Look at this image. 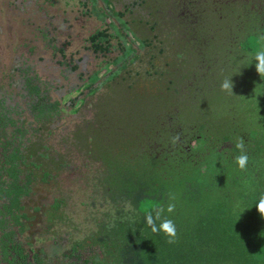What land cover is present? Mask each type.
<instances>
[{
	"label": "trees",
	"instance_id": "16d2710c",
	"mask_svg": "<svg viewBox=\"0 0 264 264\" xmlns=\"http://www.w3.org/2000/svg\"><path fill=\"white\" fill-rule=\"evenodd\" d=\"M254 2L250 1L248 9L257 13L258 20L237 34H230V27L225 28V35L213 31L217 22L219 25L222 22L209 18V13L214 12L212 8L202 16L198 7L193 16L187 18L189 21L184 22L185 29L165 21L168 28L157 39L165 53L152 56H159L160 63L180 60L174 50L181 45L188 27L192 32H210L208 37L214 35L205 52L194 50L197 53L188 56L199 78L194 84L177 89L193 101L170 107L161 99L158 106L145 104L141 111L148 117L138 124L136 131L123 134L119 144L116 138L114 143L104 138L99 130L109 124V119L102 111V103L95 104L98 108L96 124L91 125L87 133L79 127L73 141L82 142L84 147L89 145L88 159L100 163L101 175L94 184L93 194L100 193L102 188L101 196L113 208L97 211L91 226L87 227L89 232L83 235L79 232L80 222L75 224L79 239L72 243V252L65 256L63 264H264V218L255 207L264 195V77L257 74L253 59L257 46L253 41L264 36V0ZM137 3L143 11L149 8L146 0ZM117 9L113 7L111 13L117 14L118 25L129 32L128 36L123 34L122 28L112 33L118 41V55L106 58L90 81L101 79L98 88L103 90L115 83L119 85L118 90L114 89L111 94L120 92L126 98L130 89L121 86L122 82L117 84L115 76L127 67L132 57L136 60L139 56H148L137 53L129 40L131 32L122 19L124 11L129 10ZM95 12L103 17L107 11L97 5ZM214 15L222 20L219 11ZM157 26L158 21L154 20L151 29ZM102 37V34H94L89 38L99 52L106 50ZM260 46H264V42H260ZM178 63L179 69L171 72V76L179 86H184L190 73L180 61ZM112 65L119 66L120 71L113 70L108 75ZM103 70L105 74L99 78ZM222 70L223 74L215 79ZM125 71L130 74L128 79L141 80L142 85L132 91L141 96H153L148 88H154L155 95L156 85L165 84L168 73V69L165 73L153 71L151 57L144 67ZM226 78H231L233 94L221 90ZM201 93L211 95L206 103L196 100ZM82 102L85 105L84 99ZM186 112L192 119L185 116ZM239 137L243 138L249 157L243 171L235 163V157L240 154L235 148ZM26 149L30 150V146ZM32 157L36 164H28L27 169L34 173V169L42 167L51 183L54 179L51 165L60 163L62 158L52 149L42 153L32 151ZM169 192L177 196L175 212L169 214L177 228L175 244H168L163 234H153L144 219V205H167ZM65 199L57 197L49 209L54 213L61 211V206L66 205ZM96 201L97 197L92 196L90 203ZM127 201L134 211H125ZM39 260L38 264H48L44 252Z\"/></svg>",
	"mask_w": 264,
	"mask_h": 264
},
{
	"label": "rangeland",
	"instance_id": "374dc122",
	"mask_svg": "<svg viewBox=\"0 0 264 264\" xmlns=\"http://www.w3.org/2000/svg\"><path fill=\"white\" fill-rule=\"evenodd\" d=\"M51 1L56 2V5L55 7H49L48 5L49 12L58 13L56 19L64 22L66 28L71 30L70 35L76 37V41L79 40V36H82L80 41L85 37L87 38L91 31H94V29L101 25L97 20L94 21L95 17L91 14V11L82 6V2L85 0ZM93 1H96L97 5L104 7L103 4L110 5V1L112 0ZM120 1L125 3L124 8L129 10V12L124 11L123 16H127L125 21L131 32L129 40L136 47L137 53L143 52L150 57L156 53L164 54L165 50L161 45L162 43L158 44L157 39L168 28L165 21L176 22L171 18L172 11L174 12L176 10V0H172L173 6L168 9L172 11L168 14L165 13V8H163L164 4L160 0H146L149 8L145 11L139 5V8H136L135 3H133L136 0H128L129 2L127 0ZM250 1L254 2V0H196L200 6L202 16H206L210 8L214 10L213 13H209V18L213 17L215 21L218 20L222 24L219 25L217 22L213 31L222 35L226 34L225 28L227 27L231 28L230 34H237L251 25L252 22L258 20L257 13L248 9ZM254 4L256 3L254 2ZM81 6V10L83 11L80 10ZM151 11H155V13L151 14ZM217 11L222 14V20L214 15ZM94 13L98 15L96 12ZM246 19L248 21L244 22ZM154 20L158 21V26L155 30H152ZM185 20L186 16L184 14L178 16V23L182 29L186 28L184 24ZM38 21V18H34L27 25L17 27L18 30L16 28L9 29L8 24L0 22V28L7 31V36L12 35L8 34V32L16 35V38L10 39V37L6 38V33L3 35V38L0 34V98L6 99L0 102V116H11L5 126L0 121V141L17 136L16 144L13 143L15 146L7 145L5 147L6 151L16 149L21 144V141L24 140L27 147L31 146V151L49 148L54 150L62 158V161L58 164H47V166L51 165L53 170L52 175L54 179L51 183L43 182L40 179L43 177V173L33 175L37 178L33 182L27 180L29 190L21 201V211L25 213L24 222L26 225L24 227L16 226L17 241L15 244L23 248L24 254L33 255L34 253L32 251L41 250L44 252L48 264H63L67 259L65 256L72 252V243L76 242V239H79L77 234L82 232L83 235L89 232L87 227L91 226L92 218L97 211L104 212L113 208V205L109 206V202H106V199L101 196V186V189L99 188L100 193L93 194L94 184L97 181L98 175H101L102 169L100 163L88 159L89 152L87 148H89V145L85 144L86 146L84 147L82 146V142L76 143L77 140L73 141L78 128L80 127L87 133L90 126L96 124L98 116V108L96 105L102 103V111L108 115L109 124L101 127L99 130L103 133L104 138L110 139L112 143H114L113 140L116 138L119 144L123 140V134L136 131L138 124H141L148 117L145 111H141L145 104H151L154 107L158 106L159 103L161 104V100H163L170 107L188 104L193 101L190 96L177 92V89L178 87L180 89L187 85H192L199 78L198 72L195 70L197 68L191 65L188 56L197 53L198 50L199 52H205L209 40H212L214 35L212 34L210 35L211 37H208L210 32H201L200 30L192 32L188 27L185 30V37L181 41V45L174 50V54L181 57L180 60L174 59V62L168 61L164 64L160 63V57L157 56L156 60L152 61L153 71L165 73L168 69V73L165 75L166 83L156 85L155 95L154 88H148L149 94L153 96L132 94L134 89L142 85L139 84L141 80L128 79L130 74L125 70L129 68L139 69L140 66L144 67L149 60L145 55L139 56L136 60L132 57L133 59L128 62L127 67L122 71L123 74L121 72L118 76H115L117 77V84L122 82L121 86L130 89V93H126V98H124L120 92L111 94L114 89L118 90L119 85L115 83H112L108 90H103L98 88L101 79L97 80L94 78L88 81L87 76H83L80 81L77 73L68 72L67 76L64 77L61 75L64 71L61 73L54 71L53 69L55 68L53 65L58 60L52 63L53 59L59 56L66 64L70 61L71 55L74 56L76 52H79L77 50V44L67 36L65 41L69 44L68 48H65V52L60 54L57 53L59 49L58 40L49 38L47 40L48 48L46 49L45 42L40 41L42 39L40 35L30 32V36L27 32L31 26L40 24ZM122 30L124 32L123 34L126 35V30L123 27ZM132 31L137 32V34H133ZM10 41H12L13 46H10ZM194 50L197 52H194ZM118 52L119 50L108 53L107 59L117 56ZM130 53L132 52L130 51ZM179 61L186 67V71L190 73V76L188 75L185 80L184 86H179L177 82L173 81L171 76V72H176L179 69L177 67ZM45 65L48 67L47 73L44 72ZM101 67L100 59L94 60L93 63L88 65V68L95 70V72H98V69ZM111 68L113 69L108 75L113 70L120 71L119 66L112 65ZM104 72V70L100 72L99 78L105 74ZM221 74H223V70L217 72L215 79H218ZM125 76H127V79ZM33 79L36 80L34 82L32 81L33 83L39 82L43 88L44 93L41 96L46 95L49 97V100L42 101L43 107L40 113L39 110L32 112L31 99L28 100L23 96L27 81ZM108 92L109 94H107ZM4 94H11L12 96H16V98L12 99V96L7 97L11 100L10 102L7 98L3 97ZM127 96L130 98L127 99ZM210 97L211 95L208 93H201L196 97V100L206 103ZM83 99L85 105L82 102ZM20 100L21 103L19 105L18 102ZM57 100L60 102L59 107L61 111L55 109L57 107L53 108L51 106ZM15 103L17 104L14 106L13 104ZM73 103H75L74 106L72 105ZM10 104L18 108V112H20L18 113L17 110H10L9 112L7 106ZM21 104L24 105L21 106ZM64 108L65 111H62ZM53 109L57 112L52 113L51 111ZM45 112L47 114L41 115ZM185 116L191 117L190 119H192V115L189 112H186ZM23 123L27 130L23 131V128L19 132L17 128L22 126ZM131 126V130H128ZM46 130H49L46 135L47 141L44 140V144H42L41 138ZM86 139L90 141V138L86 137ZM36 140L37 142H32ZM102 143L105 145L104 142ZM35 145L37 147L33 148L32 146ZM18 151L21 152L22 150L19 149ZM21 172L31 175L26 166L21 167ZM92 196H96L97 201L100 199L99 203L97 201L95 204L90 203ZM56 197L61 199L62 197L66 198L64 201L66 205L61 206V211L64 210L63 215L51 222L50 217H53L54 214H50L49 206ZM103 201L105 204H103ZM44 208L46 214L45 216L43 215L41 224L36 223L33 225L36 218L39 215L42 216L41 211ZM36 209H39V211ZM78 222H80L81 227V231L79 232L78 228L75 227V224ZM8 234L7 231L6 235Z\"/></svg>",
	"mask_w": 264,
	"mask_h": 264
},
{
	"label": "flooded vegetation",
	"instance_id": "af4514ba",
	"mask_svg": "<svg viewBox=\"0 0 264 264\" xmlns=\"http://www.w3.org/2000/svg\"><path fill=\"white\" fill-rule=\"evenodd\" d=\"M129 1L127 0V2ZM139 1L140 0H136V2L135 1L133 2L135 3L136 8H139L138 5H140V3H137ZM160 1H162L164 4L165 13L166 14L170 13V11L172 10H168V9H170L171 6H173L172 0H160ZM238 1H242V0H238ZM176 2H177L175 6L176 10L174 12L172 11V14H171V18L174 19L176 22L172 23V25L179 24L178 16L180 14H184L186 16L185 21L188 22L189 19L187 18H189V16L192 17L193 16L192 14L196 12L198 7H200L198 6V3L196 2V0H176ZM255 3H258V1ZM48 5L49 7H55L56 2H53L51 0H0V22H5L6 24H8L9 25L8 27H10L9 29L16 28V30H18L17 27L21 25H27V23L32 21L34 18H38L39 20L38 22H40V24L36 26H31L30 28H28L27 30L28 35L31 36L30 32L40 35L42 37L40 41L43 43L45 42L46 49L48 48L47 40L49 38L52 40H55V39L58 40L59 49L57 50V53H60V54L65 52V48H68L69 44L65 41V38L69 36L71 39H73L76 42L77 50L79 52H76L74 56L71 55L70 61H68L66 64L63 62L62 59H60L59 56L54 58L52 63L56 62L57 60L58 61L53 65V67L55 68L53 70L59 71L60 73L64 71L61 74L64 77L67 76L68 72L75 73V74L77 73L80 81L83 78V76H87V80L90 81L91 76L94 75L96 72L95 70L89 69L88 65L93 63L94 60H97V59L98 60L100 59V64H102V62L106 60V58L108 57L107 56L108 53L119 50L117 38L113 37L112 33L114 32L117 33L119 28H122V26L118 25L119 23L118 18L115 17L117 14L113 15L111 11L113 10V7L115 6L116 8L121 9V10L124 9L125 3H123L120 0H112L110 1V5L103 4L107 12L105 16L102 17L94 13L97 7L96 1L95 2L93 0L83 1L82 6L84 8L89 9V11H91V14L95 17L94 21L97 20L98 22L101 23V25L98 28L94 29V31H91L89 36L87 38L85 37L82 41H80L82 36H79V40L76 41V37H74L73 35H70L71 30L69 28H66L62 20L56 19V17H58V13H53L51 11L49 12ZM82 6L80 7V10ZM259 6H262V4H260ZM122 19L126 20L127 16H122ZM6 32H7L6 30L0 28V34L2 38ZM8 34H12V35L7 36V33H6L5 35L6 38L7 37H10V39L16 38L15 34L11 32H8ZM94 34L96 36L102 34L103 36L102 38L104 39L106 43V46L104 48L106 50L104 52H102L101 50H100L101 52L96 51L97 46L94 48L93 44L89 42V38H92ZM126 36H128L127 32H126ZM97 42H98V38H97ZM9 43H10V46H13L12 41H10ZM84 47H85V52H84ZM148 58H150V56H148ZM151 58H152V61L156 60L157 55ZM64 68L66 69L63 70ZM47 71H48V67L45 65L44 72L47 73ZM32 81L34 82L36 80L33 79V80L27 81V84L24 87L23 96L27 98L28 100L31 99L32 112L34 110H39V113H40L43 107L42 101L49 100V97L46 95L41 96V94L44 93L41 84L39 82L33 83ZM9 96H12V95L4 94L3 97L7 98ZM15 98L16 96H12V99H15ZM2 100H6V99L0 98V102ZM8 100L11 102L10 99ZM18 103L20 105L21 100ZM59 103H60L59 100H57L51 106H53V108L57 107L55 109L61 111L59 107ZM16 104L17 103L13 105L15 106ZM13 105L10 104L9 106H7L9 108V112L10 110H17L18 112L19 109L14 107ZM22 105L24 104H21V106ZM47 110L49 111V109ZM0 111H1V108H0ZM62 111H65V110H62ZM51 112L55 113L57 111L53 109ZM43 114H47V112L42 113L41 115ZM10 117H11L10 115L0 116V121L4 124V126L6 123L9 122ZM1 122H0V125H1ZM23 128H24L23 131L27 130L24 123L22 126H19L17 129L20 132ZM48 132L49 130H46L44 132L41 138L42 144H44V140L47 141L46 135L48 134ZM16 140H17V136L15 138H10V139L7 138L6 140L0 141V264H25V263L26 264L28 263L38 264L36 261H40L39 259L41 258V254L43 251L41 250L32 251V253H34L33 255L24 254L22 250L23 248H21L19 245L16 246L15 244V242L17 241L16 240V233H17L16 226L19 225L20 227L21 226L24 227L26 225L24 222L25 213L21 211L22 209L21 201H22L23 196L26 195L27 191L29 190L27 180L29 182H33L35 179H37L36 176H33V175H38V174L43 173L44 175L40 179H42V181L46 183L50 181H49V178L45 176L46 171L40 166H38L37 171H35L34 169V173L30 172L31 175H28V173L21 172L22 166L27 167V165L30 163H33V164H36V163L34 161L35 158L32 157V151L26 149L27 145L24 143V140L21 141V144L18 147H16V149H11L8 151L5 150V147L7 145L15 146L13 143L16 144ZM32 142H37V140L32 141ZM32 147L35 148L37 146L35 145ZM19 149H21L22 151L21 152L18 151ZM48 149L49 148L35 150V151H37L38 153H42L44 151H48ZM23 150H25V152H23ZM54 153L56 154L55 151ZM56 156L59 157L57 154ZM56 198L52 202V205L56 203ZM36 210L39 211V209H36ZM49 211L51 215L54 214L53 217L52 216L50 217L48 215V217L51 218L50 220L51 222H53V220L60 218L64 212V210H62V211L56 212L57 213L56 214L54 213V211H51L50 209ZM41 214L42 216L39 215L36 218L35 223L33 225H35L36 223L41 224L43 215L45 216L46 214L45 208L41 211ZM21 216L22 218H20ZM6 230L9 233L8 235H6V232H7Z\"/></svg>",
	"mask_w": 264,
	"mask_h": 264
},
{
	"label": "clouds",
	"instance_id": "9594fccd",
	"mask_svg": "<svg viewBox=\"0 0 264 264\" xmlns=\"http://www.w3.org/2000/svg\"><path fill=\"white\" fill-rule=\"evenodd\" d=\"M260 42H264V36L258 37L253 41L256 44L254 50L253 59L255 61V70L257 74L262 78L264 77V46H260ZM233 83L231 78H226L221 84V90L227 91L233 94ZM178 139V138H174ZM235 148L239 150L240 154L235 157V163L240 170H245L248 165L249 157L245 149V143L242 137L237 138ZM177 196L173 192L168 193L167 205L161 203H146L144 205V219L145 223L150 228L153 234H163L168 244H175L177 242V228L173 219L169 218V214L175 212V201ZM256 210L262 218H264V195L260 196L259 200L255 204ZM125 211H134L130 201L124 204ZM129 219H132L129 217ZM114 227V225H109Z\"/></svg>",
	"mask_w": 264,
	"mask_h": 264
}]
</instances>
